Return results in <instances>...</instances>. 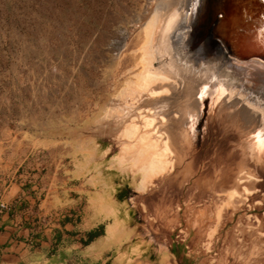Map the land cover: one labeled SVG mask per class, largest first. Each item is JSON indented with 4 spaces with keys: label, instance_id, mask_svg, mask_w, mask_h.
I'll list each match as a JSON object with an SVG mask.
<instances>
[{
    "label": "rangeland",
    "instance_id": "rangeland-1",
    "mask_svg": "<svg viewBox=\"0 0 264 264\" xmlns=\"http://www.w3.org/2000/svg\"><path fill=\"white\" fill-rule=\"evenodd\" d=\"M148 1L0 0V177L47 199L37 224L119 218L154 225L159 251L175 244L183 264H264V149L260 159L252 155V126L210 97L176 149L175 169L145 192L139 174L113 162L117 131L98 130L143 68ZM243 172L254 176L245 182L253 193L234 200ZM101 193L114 196L117 216L96 205Z\"/></svg>",
    "mask_w": 264,
    "mask_h": 264
},
{
    "label": "bare ground",
    "instance_id": "bare-ground-1",
    "mask_svg": "<svg viewBox=\"0 0 264 264\" xmlns=\"http://www.w3.org/2000/svg\"><path fill=\"white\" fill-rule=\"evenodd\" d=\"M196 3L197 0L148 1L141 26L143 31L150 29L142 47L143 68L137 74L138 80L127 82L109 103L97 126L102 132L117 131L120 148L113 162L123 171L140 175L138 189L142 192L148 191L156 178L175 169L176 149H182L188 132L198 124L207 99L216 98L218 103L227 92L226 97L232 98L244 90L241 84L229 81L232 79L227 74H222L224 79L221 77V66L207 65L208 48L193 41ZM263 101L264 98L259 105L246 97L243 101L219 103V109L226 110L232 120L252 126L254 138L249 148L258 159L264 149ZM242 176V188L230 190L234 200L253 193L245 182H251L254 176L248 172ZM215 232L216 228L210 236Z\"/></svg>",
    "mask_w": 264,
    "mask_h": 264
},
{
    "label": "crops",
    "instance_id": "crops-1",
    "mask_svg": "<svg viewBox=\"0 0 264 264\" xmlns=\"http://www.w3.org/2000/svg\"><path fill=\"white\" fill-rule=\"evenodd\" d=\"M13 179L0 177L2 197L13 204L0 220V264H183L175 244L159 251L162 242L152 224H125L119 218L110 224H37V217L49 211L47 199L39 200L29 184ZM95 203L106 217L117 216L111 193L97 195ZM145 228L150 234L142 236Z\"/></svg>",
    "mask_w": 264,
    "mask_h": 264
},
{
    "label": "water",
    "instance_id": "water-1",
    "mask_svg": "<svg viewBox=\"0 0 264 264\" xmlns=\"http://www.w3.org/2000/svg\"><path fill=\"white\" fill-rule=\"evenodd\" d=\"M196 4L193 41L208 48L207 65L221 66V77L227 74L229 81L244 89L235 86L239 93L228 98L227 92L219 103L249 97L260 105L264 98V0H197Z\"/></svg>",
    "mask_w": 264,
    "mask_h": 264
},
{
    "label": "built area",
    "instance_id": "built-area-1",
    "mask_svg": "<svg viewBox=\"0 0 264 264\" xmlns=\"http://www.w3.org/2000/svg\"><path fill=\"white\" fill-rule=\"evenodd\" d=\"M13 208V204L4 200L3 197L0 194V220L2 218V216L6 213L11 211ZM180 236V235H178Z\"/></svg>",
    "mask_w": 264,
    "mask_h": 264
},
{
    "label": "trees",
    "instance_id": "trees-1",
    "mask_svg": "<svg viewBox=\"0 0 264 264\" xmlns=\"http://www.w3.org/2000/svg\"><path fill=\"white\" fill-rule=\"evenodd\" d=\"M95 235H96V233H92V234H90L89 239H92Z\"/></svg>",
    "mask_w": 264,
    "mask_h": 264
}]
</instances>
